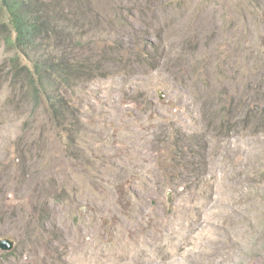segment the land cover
<instances>
[{"label": "rangeland", "instance_id": "374dc122", "mask_svg": "<svg viewBox=\"0 0 264 264\" xmlns=\"http://www.w3.org/2000/svg\"><path fill=\"white\" fill-rule=\"evenodd\" d=\"M89 4L72 130L0 99V264H264V0Z\"/></svg>", "mask_w": 264, "mask_h": 264}, {"label": "trees", "instance_id": "16d2710c", "mask_svg": "<svg viewBox=\"0 0 264 264\" xmlns=\"http://www.w3.org/2000/svg\"><path fill=\"white\" fill-rule=\"evenodd\" d=\"M89 1L93 0H0V42L9 52L7 62L0 65V99L11 88L15 108L30 105L25 123L29 128L37 125L39 111L46 125L56 130L67 132V124L72 130L66 119L69 114L76 123L74 88L81 79L96 74L103 63L95 48L82 56L88 43L80 42L78 28H86L89 34L104 24L100 15L92 17L96 22L86 21L92 10ZM140 55L139 50L132 54Z\"/></svg>", "mask_w": 264, "mask_h": 264}, {"label": "water", "instance_id": "95a60500", "mask_svg": "<svg viewBox=\"0 0 264 264\" xmlns=\"http://www.w3.org/2000/svg\"><path fill=\"white\" fill-rule=\"evenodd\" d=\"M167 194H170V192H168ZM167 202L169 204V210H171L170 199H167ZM12 247H13V242L11 239H9V237H5V238L0 239V249L10 250Z\"/></svg>", "mask_w": 264, "mask_h": 264}]
</instances>
